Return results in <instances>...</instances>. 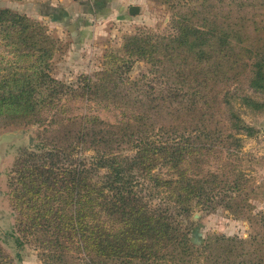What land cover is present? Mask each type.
<instances>
[{
    "label": "trees",
    "instance_id": "16d2710c",
    "mask_svg": "<svg viewBox=\"0 0 264 264\" xmlns=\"http://www.w3.org/2000/svg\"><path fill=\"white\" fill-rule=\"evenodd\" d=\"M172 24L179 34L167 51L175 65L166 70L178 82L167 81L161 89L139 84L142 97L132 98L130 92L116 98L117 82L109 78L118 66L97 81L84 77L77 87L60 82L50 73L56 48L44 27L0 7L6 37L34 58L22 71L17 67L0 80V119L6 125L44 126L34 146L21 150L9 178L21 235L16 241L34 242L44 264H162L201 246L185 216L218 205L239 215L250 206L246 189L252 179L236 162L249 156L242 151L243 143L254 128L239 110L264 111V101L239 84L231 90L242 70L227 74L210 62L216 36L209 22L183 14ZM230 33L222 36V48L231 45ZM139 42L129 38L125 48L146 57V47H136ZM151 47L149 51L156 50ZM242 51L240 55L248 52ZM256 57L250 87L264 91V58ZM203 61L209 67H200ZM223 79L230 82L228 88L216 90ZM131 87L126 84L125 90ZM65 97L96 100L130 113L116 124L97 115L66 116ZM224 112L228 118L215 122V115ZM55 125L59 127L49 128ZM212 158L220 171L204 169ZM0 264H14L1 243Z\"/></svg>",
    "mask_w": 264,
    "mask_h": 264
},
{
    "label": "rangeland",
    "instance_id": "374dc122",
    "mask_svg": "<svg viewBox=\"0 0 264 264\" xmlns=\"http://www.w3.org/2000/svg\"><path fill=\"white\" fill-rule=\"evenodd\" d=\"M89 1L0 0V7L11 8L44 27L46 35L54 41L53 49L56 48L49 60L50 73L56 80L77 87L84 77L97 81L105 77L102 73L108 68L116 69L118 66L116 75L109 78L117 82L116 98L130 92L132 98L142 97L138 91L139 84L152 83L161 89L167 81L177 83L178 78L172 74L169 76L166 70L169 65H175L168 59L167 47L179 34L172 20H178L183 14L202 22L206 20L216 36L210 62L217 70L225 69L227 74L242 70L240 81L231 82V90L234 91L239 84L238 88L248 95L264 101V91L250 87L254 58H264V0H141L138 14L131 15L126 11L122 15H112L113 10L110 9L105 12L108 13L106 16L103 13L90 15L86 10ZM71 12L80 14V17L75 16L71 20ZM229 32L232 46L222 48V36ZM129 38L141 40L136 47L145 46L146 57L138 55L137 49L132 53L126 50ZM151 45L155 51L148 50ZM19 46L8 40L0 25V80L9 73L12 76L10 71L17 70V67L22 71L23 65L34 61L33 57L20 52ZM243 48L248 52L240 55ZM205 65L209 67L207 61L199 64L200 67ZM229 83L223 79L216 90L227 89ZM126 84L132 87L125 90ZM35 98L39 100L40 95L36 93ZM144 100L149 102L146 97ZM63 102L67 105L66 116L97 115L112 124L119 123L125 113H130L115 105L83 97H65ZM239 111L245 122L254 128L252 137H245L243 143L242 151L249 156L236 162L252 179V184L246 189L250 206L243 207L239 215L218 205L215 210H196L185 216V225L194 226L193 240L201 242V246L194 253L179 254L176 259L162 264H264V111L251 107H242ZM228 116V112L221 116L217 113L214 120ZM155 122L158 128L163 117ZM54 127L59 125L49 128ZM42 128L44 126L38 124L6 125L0 119V243L14 264H44L40 249L34 242L25 241V244L18 245L16 241V237L21 235L16 228L17 213L9 190L11 169L16 159L23 148L34 146L36 135ZM204 169L220 171V165L212 158L209 164H204Z\"/></svg>",
    "mask_w": 264,
    "mask_h": 264
},
{
    "label": "crops",
    "instance_id": "0c3cea01",
    "mask_svg": "<svg viewBox=\"0 0 264 264\" xmlns=\"http://www.w3.org/2000/svg\"><path fill=\"white\" fill-rule=\"evenodd\" d=\"M76 1V0H75ZM141 3V0H90L87 5L88 8L86 9L88 13L91 14H104L103 16L108 15L105 12H109L110 9L113 10L112 15L115 14H120L122 15V12H128L130 14V7L132 5H138ZM76 5V4H74ZM86 5V6H87ZM69 11V8H66V11ZM67 11V12H68ZM72 14L70 15L71 20L75 16H79L80 14H76L75 12H71ZM53 14H51L52 16ZM80 17V16H79Z\"/></svg>",
    "mask_w": 264,
    "mask_h": 264
},
{
    "label": "water",
    "instance_id": "95a60500",
    "mask_svg": "<svg viewBox=\"0 0 264 264\" xmlns=\"http://www.w3.org/2000/svg\"><path fill=\"white\" fill-rule=\"evenodd\" d=\"M139 12H140V6H138V5H132L130 7V14L131 15L138 14Z\"/></svg>",
    "mask_w": 264,
    "mask_h": 264
}]
</instances>
